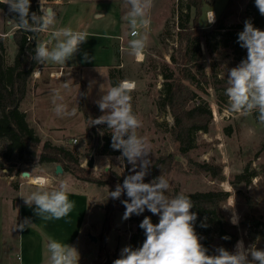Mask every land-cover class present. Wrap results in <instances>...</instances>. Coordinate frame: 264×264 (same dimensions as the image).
<instances>
[{
	"label": "rangeland",
	"instance_id": "obj_1",
	"mask_svg": "<svg viewBox=\"0 0 264 264\" xmlns=\"http://www.w3.org/2000/svg\"><path fill=\"white\" fill-rule=\"evenodd\" d=\"M69 1L63 0V6L69 4L64 11L67 22L63 28H72L89 33L87 34V41L81 44L74 57L77 56V62L90 61L91 63H103L108 61V57H115L117 59L116 64L121 70L122 81L135 82L136 88L131 93L132 107L133 112L142 122V127L137 129V134L145 138L150 146L152 166L158 159H166L169 155L173 157L170 165L165 166L163 169L164 177L169 181L170 187H176L180 193L217 189L228 192L229 197L222 205V209L230 223L235 215L237 223L231 224L237 228L247 216L258 215L264 220V124L258 121V113L244 115L229 111L228 97L224 91V88L228 85L218 84L215 89L210 79L202 81L203 78L200 76V74H205L209 78L212 74H216L217 78L227 81L228 70L237 66L241 61L235 60V55L228 49L217 48L213 52H208L202 42L200 44L201 61L196 67H193L192 64L186 67L191 70L192 74H195L200 84L191 85L178 74V70L179 73L180 70H183L180 50L181 29L178 26L181 20L183 22L188 20L186 26L190 30L209 29L214 23L209 24L206 22L207 15L214 11L216 22L228 0H153V6L148 13L149 26L138 29L141 35L147 36L145 58L141 62L136 61L135 57L129 53V41L133 38L128 36L131 30L126 19L129 7L126 5L125 0ZM52 2L53 0H47L48 6L53 7ZM35 3L39 8L38 0ZM242 9L244 10V6ZM95 12L103 14L102 17L95 18ZM116 19H118L119 27L115 23ZM9 20L0 10V44L4 49L0 53L6 64H12L17 53V47L12 39L17 28ZM237 22H240L239 18L230 19L229 25ZM118 28L122 43L101 35L94 36V34L115 35L118 33ZM49 35L48 33H40L36 38L37 45L44 41L47 42ZM54 43L52 46H54ZM112 43H114V48L111 46ZM119 46L125 47L126 51L121 56L118 55L117 58L114 51H118ZM214 48L213 45L212 49ZM85 52L89 57L87 60L84 59ZM245 52L247 54L246 49ZM171 58L175 59L176 64L171 63ZM50 64L54 66H50L52 68L51 73L64 75L59 80V84L70 82V74L76 75L75 78L80 85L85 82L84 79L92 77L91 80L94 81L96 87L92 89V93L88 98V100L91 99V102L97 101L107 92L101 88L103 76L100 70L85 71L83 79L81 75H78L77 65L72 66L70 71L67 69L66 64H55L53 62H50ZM62 68H65V73ZM167 68L175 73L178 83L181 84V101L176 103L174 110H170L168 107L163 109L160 105L161 91L164 85L162 73L167 72ZM50 71H43L46 73L41 81L46 76L48 78L52 76V74H48ZM32 83L31 79L28 86L29 92L34 87ZM75 91V88H69L59 92L63 97L62 102L68 105L69 110H72V99ZM189 92L195 98L185 104L183 102L186 101ZM200 102L206 103L211 112V120L207 124V131L194 134L195 149L187 156L179 155L177 153V143L170 134L175 123L173 111L178 114L180 110L191 108ZM52 103L53 98L49 100V103L45 101V106L42 105L41 111L52 117L54 119L53 123L66 126V133L71 134L73 131H77L78 127H75L77 124L76 116L58 117L54 112V108L50 112V106L54 107ZM25 108L26 101L21 105L20 110L24 112ZM104 127L107 129V126ZM87 128L90 131L86 132ZM107 130L110 133L111 130ZM101 133L103 131L100 125L89 127L88 122L85 125L84 133L81 135L64 137L57 143L52 141V144L69 146L78 152L79 166L80 162L84 159L88 160L95 152L94 166L96 168H92L91 171L93 176L99 177L102 172H109L124 180L130 174L132 166L126 158H119L121 155L111 157L98 154L97 148L102 144L103 134ZM44 138L42 137L40 140L41 144L45 142L43 141ZM72 139H76L77 143H71ZM6 146V141L0 139V264H3L8 257H13L15 260L18 230L14 229L18 223L16 217L17 206L18 217L22 215L20 203L16 205L17 193L19 185L28 182L27 179L21 178L20 174L23 171H32V175L46 179L48 177L45 173L49 170L51 177L55 178L56 185L66 181L64 178L70 177L75 181V184H79L78 186L85 183L86 186L94 190L92 219L88 217V220L91 219L92 222H90L91 227L87 235L94 236L96 243L91 242L87 235L84 236L82 247L78 248L80 254L79 264H101L106 260H112L113 264V261L120 257L121 249L129 245L130 236L135 232V227L129 223L128 219H123L125 209L122 201L127 199L126 195H122L118 200H113L109 197V194L115 190L114 184L98 186L90 182L76 180L69 173L65 174L64 171L62 174L56 175V165H40L37 157H24L21 161H18L14 154L10 160H6L4 156ZM189 161L196 164H210L212 169L209 173H204L192 166ZM150 170L145 177L146 183L151 181ZM213 172L219 174L218 179L212 180L211 175ZM240 174L250 177V185L238 183L236 177ZM57 178L60 180L56 181ZM30 189H33V187L29 185H24L22 188V190ZM18 196H20V193H18ZM110 210H113V212H110ZM154 216L155 223H158L159 216ZM105 217L112 218L113 222L109 229L104 226L103 220ZM37 229V233L42 237V240L51 237L59 241L60 233H48L43 230L39 223ZM69 235L71 234L69 233ZM239 235L240 239L238 241L242 240L246 248L252 246L264 249V226L257 230L239 231ZM72 237H74V234L70 236L71 239ZM18 240L21 245L20 247L18 244L19 260H21L20 251L25 246L21 231ZM216 248L218 247L216 246L215 250ZM215 250L211 254H215ZM234 250L235 246L232 247L231 251ZM47 258L49 260V253H47Z\"/></svg>",
	"mask_w": 264,
	"mask_h": 264
},
{
	"label": "clouds",
	"instance_id": "obj_2",
	"mask_svg": "<svg viewBox=\"0 0 264 264\" xmlns=\"http://www.w3.org/2000/svg\"><path fill=\"white\" fill-rule=\"evenodd\" d=\"M38 3L39 13L30 12L31 0H0V4L8 6L10 13L16 14L9 20L10 23H14L17 29L35 34L47 32L56 22V12L48 6L47 0H38ZM125 3L129 7L126 19L130 25V35L134 37L129 41V53L142 61L145 58L147 36L141 35L138 29L149 26L148 13L153 0H125ZM255 6L264 16V0H255ZM206 22L215 23L214 11L208 14ZM87 39L85 31L60 28L52 32L51 39L36 46L32 59L37 64L49 61L66 64ZM237 43L247 50V56L228 70V86L225 89L228 110L244 115L258 113V121L264 124V30L254 27L251 20H246L243 30L238 33ZM84 59H89L86 52ZM32 74L40 75L37 70ZM64 87L67 88L68 84L65 83ZM135 88L136 84L132 81H120L112 86L96 101L103 114L89 121V127L107 125V129L111 130V147L121 151L119 158H126L132 166L123 183H118L109 194L113 200L126 195L127 199L122 201L126 209L123 219L139 216L145 210L159 216V222L155 224L151 217H144L139 225L146 237L142 246L123 247L120 257L113 264H264V249L252 246L246 248L242 240L237 242L234 251L218 247L215 254H208V249L202 245L194 228L197 213L191 211L194 203L190 196L184 193L172 197L166 195L170 184L162 175L145 182L152 167L151 149L147 140L137 134L142 122L133 112L131 93ZM62 101L63 97L56 91L53 97L55 114L61 118L75 116V109L69 110ZM20 176L31 180L32 171L21 173ZM34 184L37 190L23 199L27 207L36 206L34 212L38 217L59 220L68 216L75 207L74 202L69 200L66 181L57 186L52 179L37 178ZM231 223H237L235 215ZM31 226V219L25 218L16 224L14 230L23 231ZM46 247L49 264H79L80 254L75 246L50 237Z\"/></svg>",
	"mask_w": 264,
	"mask_h": 264
},
{
	"label": "trees",
	"instance_id": "obj_3",
	"mask_svg": "<svg viewBox=\"0 0 264 264\" xmlns=\"http://www.w3.org/2000/svg\"><path fill=\"white\" fill-rule=\"evenodd\" d=\"M35 2L36 0H31L30 12L39 13L38 5ZM243 6L244 10L242 9ZM0 10L8 19H13L16 15L10 13L8 6L4 4H0ZM238 18L240 22L229 25L230 19ZM246 20H251L254 27L264 30V16L259 13L258 8L255 6V0H228L218 20L206 30H190L186 26L188 20H185V22L181 20L178 26L181 29L180 50L183 70H180V73L178 70V74L191 85L200 84L195 74H192L191 70L186 67L191 64L196 67L201 61L200 44L202 42L208 52L223 48L230 50L235 55V60L245 59L247 56L245 49L237 43V40L238 33L243 30ZM39 34L16 29L12 39L17 47V53L12 64H6L0 53V139H4L7 143L4 154L6 160H10L14 154L18 161H21L24 157H37L38 164L59 165L65 173H69L76 180L90 182L98 186L122 184L123 180L115 174L102 172L99 177H95L91 173L92 169L80 167L79 153L69 146L54 145L50 141L41 144L34 130L28 126L25 114L20 110V105L26 96L34 70L46 66V63L37 64L32 59L37 46L36 38ZM212 44L215 46L214 49H212ZM3 50V46L0 44V52ZM171 63L176 64L174 58H171ZM162 76L164 85L161 91L160 105L163 109L168 107L170 110H174L176 103L181 101V84L178 83L175 73L170 69L162 73ZM200 76L203 78L202 81L210 79L215 89L218 84H227V81L217 78L216 74H212L209 78L205 74H200ZM122 80L123 77H121L119 68L108 70V81L111 87ZM80 87L78 110L82 113L85 124H88L91 118H97L102 113L97 104L89 102L87 84L82 82ZM188 94L186 101L183 102L185 104L195 98L192 93L189 92ZM173 113L175 123L170 134L177 143V153L187 156L196 147L194 134L207 131V124L211 120V112L206 103L200 102L191 108L180 110L178 114L174 111ZM100 126L102 127L103 136L101 138L102 144L97 148L98 154L118 157L121 155V151L114 150L111 147V133L104 127L107 125ZM88 131L90 130L87 128L86 132ZM172 161L173 157L170 155L166 159H158L150 170L151 180L160 175L164 176V167H168ZM189 163H192V166L204 173H209L212 169L211 165L207 163L196 164L191 161ZM211 177L212 180L218 179L219 174L213 172ZM236 179L238 183L250 185V177L244 174L238 175ZM178 193L180 192L176 187H169L165 194L172 197ZM184 194L190 196L194 203V207L191 209V211L197 213L194 228L201 238L200 242L208 249L210 255L216 246L231 251L240 239L239 231L257 230L264 226V220L258 215L247 216L246 219L240 222L239 228L231 224L222 209V205L229 197L228 192L217 189ZM110 212H113V210H110ZM105 213L107 215V211ZM145 216L151 217L152 222L155 224V216L148 210H145L139 216L132 215L128 219L129 223L135 227V232L129 240V245L133 248L142 246L146 238L144 230L139 227ZM103 222L106 229H109L113 221L111 217H105ZM224 237L230 239H224ZM101 264H112V260H106Z\"/></svg>",
	"mask_w": 264,
	"mask_h": 264
},
{
	"label": "crops",
	"instance_id": "obj_4",
	"mask_svg": "<svg viewBox=\"0 0 264 264\" xmlns=\"http://www.w3.org/2000/svg\"><path fill=\"white\" fill-rule=\"evenodd\" d=\"M71 1V0H70ZM69 1V2H70ZM53 7H51L55 12H56V22L55 24L47 31L44 33L50 34L48 36L49 39H51V34L53 31L58 30L60 28H63L66 26L67 19L65 17V10L67 9L68 5L63 6V0H53ZM95 18H100L102 15L100 13H94ZM117 27H119L118 19L115 21ZM72 29V28H71ZM74 30V29H73ZM89 34L88 32H86ZM130 33V32H129ZM128 33V36H129ZM101 35L102 37H108L110 40H118L119 41V28H118V33L115 35H108V34H94V36H99ZM130 37V36H129ZM122 38V37H121ZM134 38V37H130ZM48 39V40H49ZM45 42V41H44ZM113 44H111L112 48ZM122 50H119V47L117 48L118 51H114L115 56L118 55L121 56L124 51H126L125 47H122ZM137 61V60H136ZM51 61L46 62V66L43 68H38L36 69L39 71L40 75L35 76L33 75L32 79V85L34 84V87H32L31 92H29V88H27V93L22 101L21 105L26 101V108L24 109V113L26 114V121L28 123V126L32 128L36 135L39 137L41 140L42 137H45L43 141H50L57 143L60 141L61 138L68 137V136H76V135H81L84 133L85 130V122L84 118L82 116V113L78 110V101L80 98V93H81V88L80 84H78V80L75 78L76 75H69L70 77V82H68V87L65 88L64 84H59V80H61L64 75L59 76L58 78L56 75H59V73H51L50 64ZM52 63V62H51ZM117 59L115 57H108V61H105L103 63H91L90 61H78L77 62V56L73 57V59L69 60L66 62V65L68 66L67 69L70 70L72 66H78V75L82 76L84 79V73L85 71L89 70H100L102 71V76H103V84H101V88L103 90L108 91L111 86L108 81V70L110 68H119V66L116 64ZM117 65V66H115ZM54 67V66H51ZM45 70H49L48 74H52L49 78L46 76L44 77V80L41 81L43 76L45 75L46 72H43ZM64 70L65 73V68H62V71ZM71 71V70H70ZM55 75V76H53ZM78 78V76H77ZM92 77H89V79H84V81L87 84V89H88V98L92 93V89L95 88L94 86V81L91 80ZM31 82V81H30ZM36 83V84H35ZM75 83V84H74ZM36 85V86H35ZM69 88H75V95L74 98L72 99V109H75L76 111V118H77V124L75 127H78L77 131H73L71 134L66 133V126L63 124H55L54 119L44 113L42 110V105L45 106V101L49 103V100L53 98L54 93L56 91H63L68 90ZM90 103L96 104V101L91 102V99L89 100ZM20 105V108H21ZM53 105V103H52ZM47 106V105H46ZM54 107L50 106V112L52 111ZM103 114V113H102ZM68 134V135H67ZM50 171V170H49ZM47 171L45 174L47 175L48 178L46 179H52L55 181V178L51 177V173ZM66 174V173H65ZM37 176V175H36ZM41 177V176H39ZM44 178V177H42ZM69 186V200L74 202L75 207L73 210L69 213L68 216L56 220V219H51V220H45L37 215H35L34 209L35 205L32 206V208H29L25 205L23 197L29 195L31 192L36 191V185L32 184L27 180L28 182L22 183L19 185L18 188V193H20V196H18L17 193V203L21 205L22 208V215L18 217V206L16 207V217H17V222L21 223L24 221L25 218H30L32 221V226L31 228H26L25 230L21 231V235L25 240V246L22 248L20 251L21 254V260H19V250H18V244L20 245V241L18 240V235L20 233V230H18V235H17V245H16V255H15V260L13 257H8L5 260V264H49V260L47 258V247L46 244L48 242V239L43 238L39 236L37 233V227L38 223L41 227H43L44 231H47L48 233L56 234L60 233L59 236V241L64 244H70L75 246L77 249L79 247H82V244L84 242V236H86L89 232V229L91 227L90 222H92V207L94 204V197L93 193L94 190L90 188L89 186H86V184H82L81 186H78L79 184H75V181L72 178H64ZM60 180L59 178L56 179ZM24 185H29L33 187V189L30 190H22ZM58 186V185H57ZM88 217L91 218L88 220ZM74 234V237L72 239L70 238L71 235ZM88 237V235H87ZM3 263V264H4Z\"/></svg>",
	"mask_w": 264,
	"mask_h": 264
},
{
	"label": "water",
	"instance_id": "obj_5",
	"mask_svg": "<svg viewBox=\"0 0 264 264\" xmlns=\"http://www.w3.org/2000/svg\"><path fill=\"white\" fill-rule=\"evenodd\" d=\"M11 37V36H10ZM95 157H96V153L94 152L86 161V167L92 169L95 165ZM22 173H27V171H23ZM63 170L59 165L55 166V174L59 175L62 174ZM88 238L91 242L96 243V238L92 235H88Z\"/></svg>",
	"mask_w": 264,
	"mask_h": 264
},
{
	"label": "built area",
	"instance_id": "obj_6",
	"mask_svg": "<svg viewBox=\"0 0 264 264\" xmlns=\"http://www.w3.org/2000/svg\"><path fill=\"white\" fill-rule=\"evenodd\" d=\"M207 18H208V15H207ZM129 36L132 37L130 35V33H129ZM119 42L122 43V38L121 37L119 38ZM122 49H123L122 46H119V50H122ZM135 60H136V58H135ZM71 143L75 144V143H77V140L76 139H72ZM86 161H87V159H84L82 162H80V167L85 168L86 167ZM93 168L95 169L96 166H94Z\"/></svg>",
	"mask_w": 264,
	"mask_h": 264
},
{
	"label": "bare ground",
	"instance_id": "obj_7",
	"mask_svg": "<svg viewBox=\"0 0 264 264\" xmlns=\"http://www.w3.org/2000/svg\"><path fill=\"white\" fill-rule=\"evenodd\" d=\"M138 61V60H137ZM138 62H141V61H138ZM58 74V73H57ZM53 76H55V75H53ZM60 75H56V77L58 78ZM37 178H42V177H39V176H36V175H32V179L31 180H29V179H27V180H29V182L30 183H32V184H34V180H36ZM45 179V178H44Z\"/></svg>",
	"mask_w": 264,
	"mask_h": 264
}]
</instances>
